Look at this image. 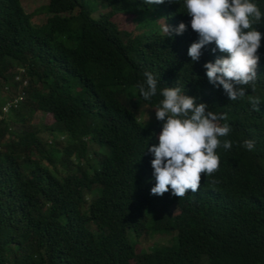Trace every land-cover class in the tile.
I'll list each match as a JSON object with an SVG mask.
<instances>
[{
	"label": "trees",
	"instance_id": "obj_1",
	"mask_svg": "<svg viewBox=\"0 0 264 264\" xmlns=\"http://www.w3.org/2000/svg\"><path fill=\"white\" fill-rule=\"evenodd\" d=\"M39 11L35 22L21 0H0V264H264V39L255 89L233 101L203 68L215 45L187 55L198 36L183 0H47ZM156 11L187 30L156 33ZM118 14L139 33L119 30ZM145 71L158 90L180 86L227 114L221 140L233 146L217 149L200 201L150 194L147 145L161 125L143 109L160 97L139 95ZM36 112L51 124H31Z\"/></svg>",
	"mask_w": 264,
	"mask_h": 264
},
{
	"label": "clouds",
	"instance_id": "obj_2",
	"mask_svg": "<svg viewBox=\"0 0 264 264\" xmlns=\"http://www.w3.org/2000/svg\"><path fill=\"white\" fill-rule=\"evenodd\" d=\"M166 0H144L149 5H159ZM178 3V0H167ZM191 30L198 39L187 48L191 61H199L202 49L215 45L211 49L221 53L214 62H206L203 68L206 77L213 86L222 87L229 100H237L246 94L245 86L255 89L257 69L259 67L261 41L264 33L258 25L264 23V12L254 0H183ZM162 16V15H161ZM163 17V16H162ZM156 33L171 37L187 30L184 22L176 27L168 25L166 18ZM143 81L135 88L145 101L159 95L156 105L144 108L143 119L157 122L161 127L154 133L156 144L147 145L151 153L153 183H147L150 194L171 199L183 198L188 201H200L203 193V176H214L220 168V156L217 149L230 150L233 142L227 137L231 126L227 114H217L209 110L204 102L186 95L180 86L159 88L155 74L145 71ZM253 110L258 111L261 101L250 97ZM255 142L245 139L242 147L248 151L254 149ZM215 184L218 181L212 180Z\"/></svg>",
	"mask_w": 264,
	"mask_h": 264
},
{
	"label": "rangeland",
	"instance_id": "obj_3",
	"mask_svg": "<svg viewBox=\"0 0 264 264\" xmlns=\"http://www.w3.org/2000/svg\"><path fill=\"white\" fill-rule=\"evenodd\" d=\"M21 3L23 5V7L25 8L27 13H35V11H38L37 13H35L33 15V18L35 20V22H39L42 21V17H44V15L39 11V8L43 5L47 4V0H21ZM102 12H107L108 9H102ZM151 11V10H150ZM152 17H159L160 20H158V28L160 29L159 32L161 31V25L164 23V18L161 16L159 11H156L155 14H152ZM112 21L116 24L117 28L121 31H132L134 35H137L139 33V29L137 27H135V22L132 20V16L131 15H115L112 18ZM148 25L153 26L154 23H152V21L150 20L148 22ZM154 27V26H153ZM25 83V82H24ZM5 112V111H3ZM1 118V117H0ZM52 122V118L50 115L48 114H43L40 112H36L31 120V124L33 125H42V126H47L50 125ZM148 245V243H146L144 246H142V248H146Z\"/></svg>",
	"mask_w": 264,
	"mask_h": 264
},
{
	"label": "built area",
	"instance_id": "obj_4",
	"mask_svg": "<svg viewBox=\"0 0 264 264\" xmlns=\"http://www.w3.org/2000/svg\"><path fill=\"white\" fill-rule=\"evenodd\" d=\"M16 79H18V78H16ZM16 103V100H14V104ZM9 106L8 105H6V106H4L3 108H2V111H7V108H8Z\"/></svg>",
	"mask_w": 264,
	"mask_h": 264
}]
</instances>
